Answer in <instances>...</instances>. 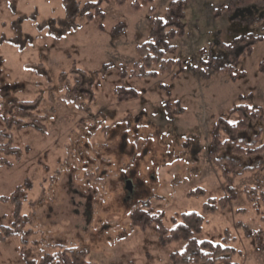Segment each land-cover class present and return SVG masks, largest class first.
<instances>
[{
    "label": "rangeland",
    "instance_id": "374dc122",
    "mask_svg": "<svg viewBox=\"0 0 264 264\" xmlns=\"http://www.w3.org/2000/svg\"><path fill=\"white\" fill-rule=\"evenodd\" d=\"M69 1L74 6L87 0ZM134 1L140 10L132 8ZM171 1L130 0L119 6L110 0L103 19L78 16L80 27L57 38L52 32L62 31L64 0H0V38L7 39L0 43V110L9 102L39 100L22 119L44 118L48 128L45 134L32 126L19 128L12 123L19 113L0 116L5 132L0 144L19 148L18 154L0 150V230L15 220V201L3 198L20 187L27 232L26 243L22 236L0 241V264H27L22 250L31 264H39L45 254L64 248L87 250L85 264H173L170 254L186 243L162 247L154 227H132L130 210L150 201L171 228L174 216L203 214L210 198L226 195L227 183L209 159L211 130L220 117L235 120L230 111L242 103L264 108V37L231 75L205 80L199 72L211 56L225 55V45L237 36H264V21L249 24V10L228 13L229 0H185L186 35L173 40L177 51L167 54L177 60L173 70L158 72L156 78L130 76L140 62L136 47L149 39L150 9L155 8L153 16L164 17ZM119 23L126 31L115 36L112 29ZM105 64L113 67L102 71ZM122 71L128 75L121 76ZM117 86L135 88L141 97L119 102ZM85 91L95 97L92 103ZM249 94L252 98H242ZM176 101L186 112L169 121L165 104ZM128 181L132 190L126 188ZM255 182L252 173L237 177V200L204 214L197 235L222 243L227 231L236 264H264V206L256 212L244 191ZM199 187L206 195L188 196ZM238 222L262 231L260 241L257 233L247 237Z\"/></svg>",
    "mask_w": 264,
    "mask_h": 264
},
{
    "label": "trees",
    "instance_id": "16d2710c",
    "mask_svg": "<svg viewBox=\"0 0 264 264\" xmlns=\"http://www.w3.org/2000/svg\"><path fill=\"white\" fill-rule=\"evenodd\" d=\"M130 0H115L119 6L125 5ZM152 4L154 0H146ZM110 0H87L84 4H73L69 0H64V5L67 9L65 19H61L59 23L62 24L61 32H52V34L61 38L64 34L72 30H77L80 26L77 23L78 16L84 17L87 21H94L95 19H103L105 17L104 5ZM256 7L264 9V0H229L225 7L228 13H235L237 10ZM132 8L135 11L141 9L137 1L132 3ZM155 8L150 9V32L149 39L136 47L140 62L135 63L134 69L130 76L141 78H156L158 72L169 73L177 63V60L167 57V54H175L177 46L172 44V41L184 37L187 30L186 22V1L172 0L166 9L164 17L153 16ZM261 18L257 21H262ZM248 23L253 25L257 21L249 18ZM102 28L103 26L100 25ZM126 31L125 25L119 23L112 29V34L115 36L122 35ZM264 36L248 33L234 38L231 44L225 45L227 52L222 56H211L208 61H204L205 67L199 72L200 76L205 80H210L217 74H232L236 70L237 63L242 56L252 53L253 45L262 40ZM6 37L0 38V43L6 41ZM17 44L16 42H13ZM111 64H105L102 71H107ZM158 67V71L154 70ZM195 69V68H194ZM260 70L264 73V62L260 64ZM64 75V74H62ZM126 71L121 72V76H126ZM234 79V78H233ZM80 88L78 84L74 90L78 91ZM75 93V92H74ZM90 96V103L95 99L90 92L85 91ZM115 96L119 102L130 101L141 97L140 91L135 88L117 86L114 89ZM69 94L67 96L69 97ZM249 96H242L247 99ZM77 104L79 97L75 96L73 99ZM40 101H19L18 103L9 102L5 109L0 110V116L3 113L20 114L18 121H13L19 128L35 127L37 130L47 133L48 128L43 123V119H35L27 123L22 117H29L31 109L36 108ZM166 114L169 121H173L179 115H184L186 108L181 105L179 101L174 103L166 102ZM87 110H91V104L88 105ZM230 114L235 120L228 117H220L214 123L211 130V143L209 146V159L218 169L224 180L226 181V195L221 198H210L204 205L203 214L198 212H186L176 215L172 218L173 226L168 228L165 225V213L163 211H155L150 201L140 202L134 206L129 213L131 225L142 231L154 227L158 235V242L162 247H166L174 242H185V248L182 251H176L170 254V260L173 264H236L233 257L237 251L231 247L228 242L230 240L229 233L226 231L222 243H214L210 240H199L197 235L203 231L206 221L204 214L215 213L218 210H225L229 207L232 201L237 200L238 191L233 186L234 180L243 176L246 173L255 175V184L246 185L244 191L247 199L251 202L256 212L260 213L264 206V108L260 105L251 103H242L235 106ZM12 121L10 118H6ZM10 119V120H9ZM11 125V122L9 123ZM258 130L254 133V137H250V132L254 129ZM5 136L4 131H0V141H3ZM1 151H8L11 153H19V148L7 144H0ZM257 160L251 164H244L243 159ZM259 158V159H258ZM2 162V161H1ZM18 187L12 197H4L3 199H12L15 201V220L12 226H2L0 230V241L4 242L12 237L22 236V241L25 240L24 221L25 215L21 213L20 192ZM206 195L204 188H197L188 193L189 197H200ZM243 211V210H239ZM237 226L244 230L247 237H252L257 233V240L260 241L262 231L257 232L253 230L248 224L238 222ZM261 248L264 249V243H261ZM25 248V247H24ZM23 248V249H24ZM24 260L27 264H31L24 253L21 251ZM89 255L87 250H75L71 248H64L55 254H45L39 264H85L84 260Z\"/></svg>",
    "mask_w": 264,
    "mask_h": 264
},
{
    "label": "flooded vegetation",
    "instance_id": "af4514ba",
    "mask_svg": "<svg viewBox=\"0 0 264 264\" xmlns=\"http://www.w3.org/2000/svg\"><path fill=\"white\" fill-rule=\"evenodd\" d=\"M253 9V11H249V17L250 18H252V19H254V20H260L261 18H263L264 17V9H259V8H256V7H252ZM259 9V11L258 12H256L257 10ZM255 13V14H254ZM240 14L242 15V12H240ZM252 14V16H250ZM249 19V18H248ZM264 21V19L262 20V21H257V23L256 24H261L262 22ZM254 25V24H253ZM262 30H264V27L262 28Z\"/></svg>",
    "mask_w": 264,
    "mask_h": 264
},
{
    "label": "water",
    "instance_id": "95a60500",
    "mask_svg": "<svg viewBox=\"0 0 264 264\" xmlns=\"http://www.w3.org/2000/svg\"><path fill=\"white\" fill-rule=\"evenodd\" d=\"M245 10H249V11H251L252 9H251V8L241 9V10H237L235 13L237 14V13L243 12V11H245ZM126 188H127L128 190H132V184H131V182L128 181V182L126 183Z\"/></svg>",
    "mask_w": 264,
    "mask_h": 264
}]
</instances>
